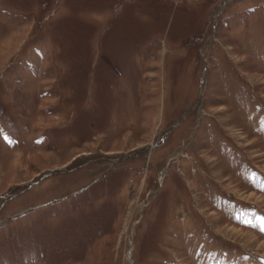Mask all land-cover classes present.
I'll return each mask as SVG.
<instances>
[{
	"label": "rangeland",
	"instance_id": "rangeland-1",
	"mask_svg": "<svg viewBox=\"0 0 264 264\" xmlns=\"http://www.w3.org/2000/svg\"><path fill=\"white\" fill-rule=\"evenodd\" d=\"M0 264H264V0H0Z\"/></svg>",
	"mask_w": 264,
	"mask_h": 264
}]
</instances>
